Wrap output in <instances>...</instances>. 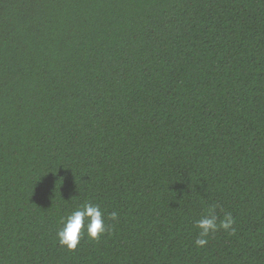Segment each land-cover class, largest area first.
I'll return each mask as SVG.
<instances>
[{"label": "trees", "instance_id": "trees-1", "mask_svg": "<svg viewBox=\"0 0 264 264\" xmlns=\"http://www.w3.org/2000/svg\"><path fill=\"white\" fill-rule=\"evenodd\" d=\"M0 264H264V0H0Z\"/></svg>", "mask_w": 264, "mask_h": 264}, {"label": "clouds", "instance_id": "clouds-1", "mask_svg": "<svg viewBox=\"0 0 264 264\" xmlns=\"http://www.w3.org/2000/svg\"><path fill=\"white\" fill-rule=\"evenodd\" d=\"M112 220L118 217L117 212L109 213ZM235 219L231 213L225 214L224 218L217 224V216L214 206L208 209V214L195 221V226L200 230L195 240L198 247H204L208 243V236L218 229L225 231L233 230L232 225ZM110 226L105 225L104 212L98 204L86 202L83 205L67 211L61 218V227L57 230V238L62 246L69 250H75L83 235L91 240H99L109 230Z\"/></svg>", "mask_w": 264, "mask_h": 264}]
</instances>
